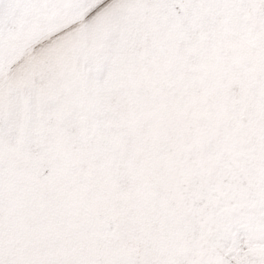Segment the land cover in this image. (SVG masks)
<instances>
[{"label": "snow or ice", "instance_id": "obj_1", "mask_svg": "<svg viewBox=\"0 0 264 264\" xmlns=\"http://www.w3.org/2000/svg\"><path fill=\"white\" fill-rule=\"evenodd\" d=\"M0 264H264V0H0Z\"/></svg>", "mask_w": 264, "mask_h": 264}]
</instances>
